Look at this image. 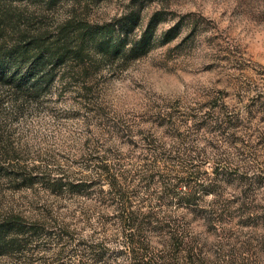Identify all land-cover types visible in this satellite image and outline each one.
Here are the masks:
<instances>
[{"label": "rangeland", "instance_id": "1", "mask_svg": "<svg viewBox=\"0 0 264 264\" xmlns=\"http://www.w3.org/2000/svg\"><path fill=\"white\" fill-rule=\"evenodd\" d=\"M79 5L98 21L140 6L131 35L154 10L160 19L146 51L105 59L79 75L91 89L80 90L74 80L61 89L56 80L7 117L4 132L20 157L52 174L87 179H95L103 159L126 175L131 204L166 217L143 243L152 250L144 258L149 264H264V0ZM70 7L71 0H60L51 13L62 18ZM169 29L175 33L166 38ZM36 188L48 197L49 210L28 202L33 189L0 179V209L57 217L45 219L42 235L20 250L0 254V264H94L79 254L78 242L101 230L91 218H78L87 216L91 197L67 194L59 201ZM193 190V202L182 197ZM108 201L89 209L91 217L112 214ZM114 219L106 224L109 247L96 264H130ZM57 222L69 230L59 240L47 234ZM174 229L173 238L164 233Z\"/></svg>", "mask_w": 264, "mask_h": 264}, {"label": "trees", "instance_id": "2", "mask_svg": "<svg viewBox=\"0 0 264 264\" xmlns=\"http://www.w3.org/2000/svg\"><path fill=\"white\" fill-rule=\"evenodd\" d=\"M59 1L0 0V179L5 178L11 188L33 189L28 202L39 203L37 208L45 211L49 210V199L36 187L59 201L64 200L67 194L90 196L93 202L84 206L87 216L82 214L78 218H91L90 221L94 220L96 224L94 229L100 227L101 230L93 231L87 239L78 241L81 246L79 254L86 255L94 264L98 263L109 247L106 224L115 218L113 222L119 223V228L114 234L121 237L119 248L128 254L130 264H136L135 261L137 264H149L152 250L143 243L148 242L150 232L162 229L160 226L166 217H159L158 211L152 207L142 210L131 204L134 190L130 188L126 175L112 171L103 159L98 162L95 179L52 174L39 161L29 162L20 157L19 146L4 132L7 117L20 113L25 103L37 99L54 81L59 80L63 89L74 80L80 90L87 91L91 89L90 85L85 80L79 81V75L99 67L105 59L135 56L146 51L160 19L154 10L138 35H131L140 23L138 5H132L114 18L98 21L91 20L82 12L84 10H78L77 6L88 4V0H71L70 12L66 16H53L51 12ZM174 33L175 30L171 32L169 29L166 38ZM190 176L194 174L190 173ZM195 195L193 190L182 197L193 202ZM107 200H111L112 214H99L95 219L91 217L88 210L95 209L96 205H108L104 203ZM56 218L42 212L29 217L12 205L1 208L0 254L20 250L31 237L42 235L45 219ZM57 224L60 227L52 234L47 232L49 236L54 235L55 240L69 234L67 223ZM164 233L173 238L178 231L174 229ZM63 252L64 249L58 251V255ZM146 257L148 259L144 260Z\"/></svg>", "mask_w": 264, "mask_h": 264}]
</instances>
